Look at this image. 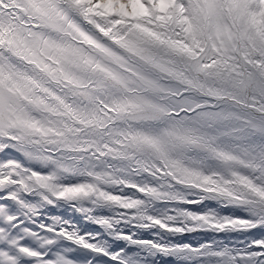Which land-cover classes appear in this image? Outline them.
<instances>
[{
    "label": "snow or ice",
    "instance_id": "1",
    "mask_svg": "<svg viewBox=\"0 0 264 264\" xmlns=\"http://www.w3.org/2000/svg\"><path fill=\"white\" fill-rule=\"evenodd\" d=\"M0 264H264V0H0Z\"/></svg>",
    "mask_w": 264,
    "mask_h": 264
}]
</instances>
